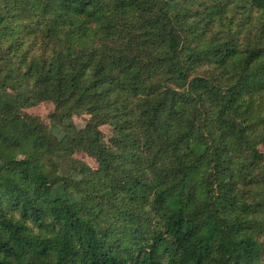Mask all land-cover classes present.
<instances>
[{
  "label": "trees",
  "instance_id": "16d2710c",
  "mask_svg": "<svg viewBox=\"0 0 264 264\" xmlns=\"http://www.w3.org/2000/svg\"><path fill=\"white\" fill-rule=\"evenodd\" d=\"M261 146L264 0H0V264H264Z\"/></svg>",
  "mask_w": 264,
  "mask_h": 264
},
{
  "label": "rangeland",
  "instance_id": "374dc122",
  "mask_svg": "<svg viewBox=\"0 0 264 264\" xmlns=\"http://www.w3.org/2000/svg\"><path fill=\"white\" fill-rule=\"evenodd\" d=\"M1 94H2L1 96H3L2 100L5 101V99H9L7 90L2 89ZM27 112L29 114H32L38 121L42 122L47 127H49L55 134H59V131L52 124L51 119H50L51 114L54 112V105L52 103H41L38 106L28 109ZM87 118L88 116L81 117V118L79 117L75 118V123L79 131H82V132L85 131V123H86ZM102 130H103L105 140L107 142H112L115 139L116 135L111 126H104ZM260 149L262 152H264V146H261ZM75 158L85 161L86 163H88L94 168L97 167L95 161H93L92 159H90L88 156H86L83 153H77L75 155ZM71 161H72V158H64L62 160V166H61L62 175L68 174Z\"/></svg>",
  "mask_w": 264,
  "mask_h": 264
}]
</instances>
